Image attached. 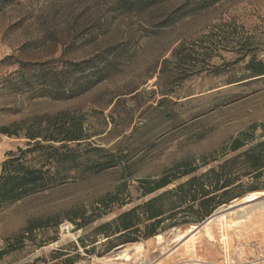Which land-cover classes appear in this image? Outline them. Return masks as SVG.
I'll return each instance as SVG.
<instances>
[{
  "label": "rangeland",
  "instance_id": "obj_1",
  "mask_svg": "<svg viewBox=\"0 0 264 264\" xmlns=\"http://www.w3.org/2000/svg\"><path fill=\"white\" fill-rule=\"evenodd\" d=\"M151 1L125 9L122 0H0V174L11 152L29 148L25 134L37 117L83 120L82 139L68 143L78 157L74 177L0 207V264H264L257 201L213 221L214 239L206 219L192 221L201 195L179 203L189 188L164 201L176 218L156 227L160 241L100 229L264 142V0ZM76 64L95 66L83 75L107 66L108 75L83 91ZM55 70L61 97L45 87ZM236 138L244 146L232 151ZM107 159L115 165L90 167ZM244 161L225 169L240 177L236 201L264 192L254 190L264 186V169L251 173ZM25 164L49 167L38 151ZM191 170L142 196L140 179ZM193 225L200 231L189 239Z\"/></svg>",
  "mask_w": 264,
  "mask_h": 264
},
{
  "label": "trees",
  "instance_id": "obj_2",
  "mask_svg": "<svg viewBox=\"0 0 264 264\" xmlns=\"http://www.w3.org/2000/svg\"><path fill=\"white\" fill-rule=\"evenodd\" d=\"M151 0H122L121 6L125 9L139 8L145 9L150 6ZM179 51L174 54L178 56ZM81 71H88L87 69L95 67L93 64L84 67L82 64H76ZM62 70H55L50 73V78L45 81L46 89L53 91L56 97L62 96V90L64 84L59 78ZM263 74V73H261ZM108 75V67L93 69L89 75H83L82 78L85 82L78 88L86 90L92 83L103 80ZM93 83V84H94ZM46 117V120L44 119ZM45 117H37L36 123L32 128H28L26 137L29 139L27 150L19 149L18 153L11 152L10 159L3 164L2 173L0 174V207L7 203L15 202L22 199L24 196L47 190L58 185H62L68 181V179L74 177L72 171L75 170L78 157L75 155L74 148L70 147L68 143L78 141L82 139L83 135V120L74 114L68 112H62L58 115ZM44 120V121H43ZM41 138V140H39ZM44 141V143H42ZM53 142H63L60 146L53 145ZM244 146L239 138L233 141L231 146L232 151H237ZM35 151L40 152L43 156L48 168L40 167L33 168L25 164L26 154L33 153ZM245 158L244 163L248 164L247 168L251 173H260L264 169V142H261L258 147L245 151L242 155L234 156L225 160L218 166V169L222 170L217 172V168H211L201 176H193L186 182L177 185L175 188L168 190L150 198L148 201L141 205H137L127 212L118 216L112 223H106L100 227L101 230L115 225L117 232H125L123 237H128L131 234L137 233L141 238H149L158 235L160 231L156 228L159 224L166 219L175 220V214H169L167 217L165 214L167 211L164 209V201L167 197L177 192L185 191L184 197H180L179 203H182V198H187L196 202L199 200L200 195L203 200L201 201V208L203 209L198 215L192 217V221L200 222L207 219L212 213L220 206L230 203L237 197H240L243 193L236 192L235 185L240 177L231 178L227 169L230 164L238 161L241 158ZM113 163V164H112ZM105 165V166H103ZM114 162L109 159L103 162H97L94 166H103V168L114 166ZM89 166L86 169H91ZM191 171L181 172L179 176L170 177L168 174H164L153 180L149 178L140 179V188L143 191L142 196L146 197L155 193L158 190L166 188L172 184L175 180L187 176L192 173ZM260 171V172H259ZM264 186L260 188H254V190H263ZM178 204L177 202H174ZM139 211H142L140 214ZM183 219V218H182ZM154 221L147 225L145 229L141 230L139 224L144 221ZM178 222H174L176 224ZM164 230V228H162ZM129 241H137L133 238Z\"/></svg>",
  "mask_w": 264,
  "mask_h": 264
},
{
  "label": "bare ground",
  "instance_id": "obj_3",
  "mask_svg": "<svg viewBox=\"0 0 264 264\" xmlns=\"http://www.w3.org/2000/svg\"><path fill=\"white\" fill-rule=\"evenodd\" d=\"M234 201H236V200H234ZM257 201V204H258V206L261 208V209H264V192L263 191H254V192H252L250 195H248V196H245V197H243L241 200H239V201H236L239 205H240V207L239 208H237L236 210L237 211H240V210H243L245 207H247L248 205V203H251V202H256ZM233 203V202H232ZM244 205H247V206H244ZM236 210H234V211H236ZM234 211H230L229 213H231V212H234ZM244 214V213H243ZM226 215H227V212H225V211H221V212H219L218 214H216L215 216H212V217H210L204 224H203V227H204V229H205V231H206V234H207V236L209 237V239H214V235H213V233H212V231H211V229H210V225H211V223H213V221H217L218 219L219 220H223V222L225 221L226 222V220H227V218H226ZM226 218V220H224ZM250 222V221H249ZM223 224V223H222ZM233 224H235V221H232L230 224L229 223H227V224H224V225H229V227L230 226H232ZM202 227V228H203ZM199 231H200V228H198L196 225H193L190 229H188L187 230V232H188V236H189V239H191V238H193V237H195L198 233H199ZM185 234V233H184ZM184 234H181L180 236H179V238H180V240H181V238H183L184 239ZM156 239L157 240H162L163 239V235L162 234H159V235H156ZM185 240V239H184ZM216 241V240H215ZM138 249L139 248H142V244L141 245H139V246H136ZM136 250V249H135ZM140 250V249H139ZM126 254V253H125ZM119 258V257H118ZM117 258V259H118ZM145 260V259H144ZM199 260V259H198ZM195 261V260H194ZM147 262V261H146ZM199 262H203V263H205V261H203L202 259H200V261H198V263Z\"/></svg>",
  "mask_w": 264,
  "mask_h": 264
},
{
  "label": "water",
  "instance_id": "obj_4",
  "mask_svg": "<svg viewBox=\"0 0 264 264\" xmlns=\"http://www.w3.org/2000/svg\"><path fill=\"white\" fill-rule=\"evenodd\" d=\"M239 207H240V205H239L236 201H234V202L231 203L230 205H227V206H225L224 208H222L221 211H225V212L229 213L230 211H234V210H236V209L239 208ZM219 212H220V211H219ZM219 212L214 213V214L211 215L210 217L215 216V215L218 214ZM210 217H209V218H210ZM209 218H208V219H209ZM208 219H206V221H207ZM206 221H204V223H205ZM204 223H203V224H204ZM197 227L199 228V226H197Z\"/></svg>",
  "mask_w": 264,
  "mask_h": 264
}]
</instances>
